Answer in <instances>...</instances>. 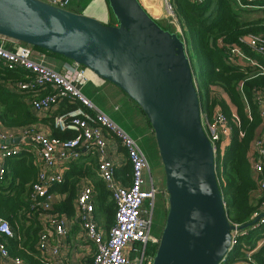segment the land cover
<instances>
[{
  "label": "water",
  "instance_id": "water-1",
  "mask_svg": "<svg viewBox=\"0 0 264 264\" xmlns=\"http://www.w3.org/2000/svg\"><path fill=\"white\" fill-rule=\"evenodd\" d=\"M106 1L115 25L43 0H0V37L87 68L140 108L155 134L168 195L153 264H221L233 232L257 221L236 227L229 220L188 44L140 0Z\"/></svg>",
  "mask_w": 264,
  "mask_h": 264
},
{
  "label": "built area",
  "instance_id": "built-area-1",
  "mask_svg": "<svg viewBox=\"0 0 264 264\" xmlns=\"http://www.w3.org/2000/svg\"><path fill=\"white\" fill-rule=\"evenodd\" d=\"M140 1L156 20L169 24L183 38L172 4L173 0H166L164 12L154 10L156 15L149 11L142 0ZM189 1L194 4L204 2V0ZM261 1L264 0H243L244 3L236 0L242 9H264ZM50 4L67 9L69 0H53ZM242 42L250 50L264 57V35L250 36ZM10 43L17 45L12 48ZM230 54L232 57L239 58L241 62L245 60L250 65L259 66L264 74V67L252 62L240 47H231ZM38 56L41 55L31 46L0 37L1 66L9 71L25 72L32 77L27 81L11 84L10 91L28 95L27 102L35 114H48L66 100L79 105L54 118L55 129L74 134L72 138H55L33 127L26 129L28 130L26 134H30L34 142L40 146L37 162L39 175L32 194L33 206H42L49 210L54 199L51 188L64 182L67 166L83 155L93 153L98 158V175L111 192L116 205L115 223L106 233L99 227L96 220L93 202L94 186L90 182L80 184L75 199L74 221L83 230L85 239L95 247L93 264H153L155 255L148 252V247L155 248L157 251L160 243V237L152 234V228L155 198L161 190L155 184L145 153L136 140L81 92L80 88L90 81V71L87 68L73 63L66 66L64 73H60L44 62L38 61ZM254 91V103L258 105L263 121V131L254 140L251 154L252 172L258 183L260 201L258 211L250 223L255 220L257 222L249 229L233 232L232 251L240 247L243 256L233 261L227 258L221 264H256L252 256L264 244V233L257 247L246 248L241 239L247 237L251 230L264 227V88ZM47 92L50 93L45 95ZM236 120L238 122L237 118ZM202 123L213 145L216 160L224 158L232 139L231 120L218 111L211 119H207L202 114ZM13 135V132L5 129L0 122V181H3L5 177V162L26 150L25 145L21 143L15 146L10 145L14 140ZM111 140L127 151L132 167L128 184H124L115 177V172L120 167V159L112 150ZM147 174L149 179L146 177ZM148 201H150L149 205H147ZM41 220L43 230L37 244L41 258L47 264H67L62 252V249L66 247L65 240L69 231L67 217L46 214L41 217ZM13 236L10 224L0 218V264H26L9 253L8 239ZM53 239H57L56 245L52 242Z\"/></svg>",
  "mask_w": 264,
  "mask_h": 264
},
{
  "label": "trees",
  "instance_id": "trees-1",
  "mask_svg": "<svg viewBox=\"0 0 264 264\" xmlns=\"http://www.w3.org/2000/svg\"><path fill=\"white\" fill-rule=\"evenodd\" d=\"M240 1L244 3L243 0ZM172 4L183 39L188 44L202 114L211 119L216 112L221 111L231 120L232 139L224 158L216 160L217 179L229 220L236 225H245L252 221L259 204L254 199L259 187L252 173L250 156L252 144L263 126L258 105L254 103V90L264 88V74L259 66L245 64L239 58L232 57L230 48L240 47L258 65L264 67V57L242 42L250 36L264 35V9H242L235 0H204L202 4L173 0ZM252 11L261 12L262 16L246 19L241 17L242 12ZM162 23L174 30L169 24ZM109 24L115 25V22L109 21ZM32 48L38 53L63 58L40 48ZM29 78L32 77L25 72L9 71L0 64V122L7 130L29 128L41 122L27 102L29 96L9 89L11 84L27 81ZM215 89L220 90L227 98L218 94L212 97ZM48 93L50 92L45 95ZM64 103L67 109L65 112L79 105L68 100ZM52 128H55L54 120ZM55 131V138L74 137L71 133L59 135ZM120 149L127 160L117 168L115 177L128 184L132 167L126 149ZM81 165L85 170L81 168V171H76L74 168V171L66 174L62 184L51 188L53 195L65 196V199L58 204L52 203L50 209L46 210L42 206H33L32 202L33 188L39 175L34 153L26 149L15 159L5 162V177L0 181V218L7 221L13 230V238L8 239V250L12 257L20 258L26 264H47L37 249L43 230L41 217L54 214L73 218L75 199L81 180L85 178L93 179L95 183L93 202L97 223L106 233L111 230L115 223L116 205L111 192L98 175V158L91 155ZM163 200L167 216L168 199ZM241 239L255 247L262 239V234L260 229H254ZM148 252L155 255L156 249L148 247ZM242 256L240 247H236L228 260L233 261ZM252 257L256 264H264V244Z\"/></svg>",
  "mask_w": 264,
  "mask_h": 264
},
{
  "label": "crops",
  "instance_id": "crops-1",
  "mask_svg": "<svg viewBox=\"0 0 264 264\" xmlns=\"http://www.w3.org/2000/svg\"><path fill=\"white\" fill-rule=\"evenodd\" d=\"M43 1L51 3L53 0H43ZM58 1H62V0H58ZM262 4H264V1L262 2ZM154 7L155 8H150L148 6L149 11L153 15H156V12L154 10L157 11L159 10L160 12H164L162 4H159ZM66 8L74 13L91 16L106 24L107 23L109 24V21H111L112 19L106 0H69V4ZM16 45H17L16 43H12V44L10 43V46L12 48H15ZM39 55L41 56L37 57L38 61L44 62L46 65H48L49 67L53 68L54 70L60 73H64L66 66L73 64V62L68 61L64 58L51 56L44 53H39ZM247 57L251 59L248 55ZM251 60L252 62H256L253 59ZM242 63L248 64V62H246L245 60H242ZM80 90L85 95L86 98H88L99 110H101L107 116H109L123 130H125L134 140L138 142V144L139 142L146 140L152 143V139L155 137V134L153 132L150 123L148 122L147 118L145 117L144 113L140 110V108L133 101H131L128 98V96L124 92H122L119 88H117L110 82L97 77L95 74H93L90 71V81L85 86L81 87ZM65 110H67L66 104L62 103L60 106L54 108L53 111H51L48 114L34 113L35 116L39 118V120H41V122L33 126H30L29 128L33 127L54 137V135L56 134L55 130L57 129L52 128L53 120L57 115H60L63 112H65ZM26 129L27 128L11 130L14 134L13 135L14 140L10 143V145L15 146L18 143L25 145V148L27 150H30L31 152L34 153L36 160L38 162L40 146L34 142L30 134L29 135L26 134V132L28 131ZM57 131L59 135L64 134L59 130ZM262 131H263V126L260 129L258 136L262 133ZM17 140H19L18 143ZM111 142H112L111 146L113 147L112 150L115 152L114 154L117 155L118 158L120 159V166H123L127 159L125 155L121 152L120 148L122 146L117 145L115 142H113V140H111ZM91 155H93V157L95 156V154L90 153L88 155H83L79 160L70 163L67 166L66 174L68 172L74 171V168H76L75 169L76 171H81V168L85 170V168L81 164L85 162L86 158ZM250 160L252 163L251 156H250ZM76 164H79L78 165L79 167ZM157 170H160V167L159 168L157 167ZM161 170L163 171L162 165H161ZM253 176L254 178H256L254 173ZM146 177L147 179H149L148 174L146 175ZM157 178H158V188L159 187L162 188L163 187L162 183L165 182L164 171L163 173L161 171H158ZM160 179L162 183L160 182ZM85 182H90L94 186V191H95V183L93 179L85 178L81 180V183H85ZM159 190H161L160 192H162L163 194L162 195L163 199L167 200V196L164 195L163 190L162 189ZM259 196L260 193L258 190V192L254 195V199L257 201V204L259 203L260 200ZM64 199L65 196H60L55 194L53 199V204L61 203ZM63 216L67 217L69 221L68 236L67 239L65 240L66 247L62 249V252L65 255L64 257L65 262L67 264H93V258L95 254L94 245L85 239L84 232L79 226V224H77L74 221V217L70 218L66 215ZM52 242L55 245L58 243L57 239H53ZM260 243L258 244V246L260 245Z\"/></svg>",
  "mask_w": 264,
  "mask_h": 264
},
{
  "label": "rangeland",
  "instance_id": "rangeland-1",
  "mask_svg": "<svg viewBox=\"0 0 264 264\" xmlns=\"http://www.w3.org/2000/svg\"><path fill=\"white\" fill-rule=\"evenodd\" d=\"M142 2H144V4L150 8L154 7V6H157L159 4H162L163 6V9L166 5V0H142ZM262 2V1H261ZM260 2V3H261ZM156 3V5H155ZM249 14V15H247ZM262 16V13L261 12H257V11H252V12H242L241 13V17L243 18H257V17H260ZM111 22H115L113 17L111 16ZM164 21H160V23L162 24V26L166 27L167 26L162 23ZM173 32L176 33L175 30H172ZM181 38L182 36L179 35ZM189 37V35L187 34V38ZM215 94H218L222 97H225L224 94L218 90V89H215L213 92H212V97L215 96ZM227 98V97H225ZM139 145L141 147V149L143 150V152L145 153L148 161H149V164L151 166V170H152V175L155 179V184L156 186L158 187V178H157V173L158 171H161L163 173V171L161 170V159H160V155H159V152H158V147H157V143H156V139L155 137L152 139V143H150L148 140L146 141H141L139 142ZM159 164V165H158ZM157 167L159 168L160 167V170H157ZM160 182L162 183L161 179H160ZM162 188L159 187V189H162L164 192V195L167 196V199H168V195L167 193L165 192V182L162 183ZM162 192H158L156 198H155V207H154V218H153V228H152V234L153 235H162V231H163V228L165 226V223H166V212H165V209H164V204H163V196H162ZM259 199H260V196H259ZM149 202H147V205H149ZM166 209H168V204H167V207ZM260 232L261 234L264 233V227L263 228H260ZM262 239H260L259 241H261ZM260 243V242H259ZM258 243V244H259ZM257 244V246H258ZM245 247L246 248H251L252 246L249 245L247 242L245 243Z\"/></svg>",
  "mask_w": 264,
  "mask_h": 264
}]
</instances>
